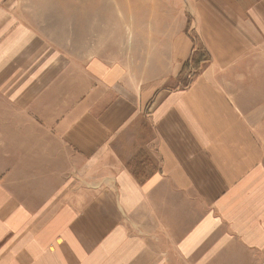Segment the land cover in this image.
<instances>
[{
    "label": "crops",
    "instance_id": "obj_1",
    "mask_svg": "<svg viewBox=\"0 0 264 264\" xmlns=\"http://www.w3.org/2000/svg\"><path fill=\"white\" fill-rule=\"evenodd\" d=\"M127 4L0 0V264H264V0H188L191 83L185 29L150 81L63 49Z\"/></svg>",
    "mask_w": 264,
    "mask_h": 264
},
{
    "label": "rangeland",
    "instance_id": "obj_2",
    "mask_svg": "<svg viewBox=\"0 0 264 264\" xmlns=\"http://www.w3.org/2000/svg\"><path fill=\"white\" fill-rule=\"evenodd\" d=\"M135 1L139 2L134 4ZM142 1L146 2L142 4ZM153 1L165 3V0H127V5L119 7L122 9L123 13L121 14H124L126 21L110 23L109 27L103 31H91L85 22L63 23V25L66 24L68 33L75 34V36L61 39L63 49L72 50L80 57L98 56L111 63L124 64L128 69L139 71L142 81H150L151 78L163 73L164 71L160 68H165L166 56L170 60L167 47L171 39L161 37V35H165L163 33L165 30L185 29L193 43L199 48L200 54L204 53L201 50L202 45L199 39L191 32L193 23L190 15L193 7L188 4V0H185L186 4H181L182 0H172L175 5L168 7L172 13L170 15H165V5L155 4L152 6L150 2L153 3ZM115 8L118 10V7ZM151 10H155L158 14L157 17L162 21L149 22L147 19L145 20L150 17ZM165 17L170 19L169 22L164 20ZM151 18L153 19V16ZM184 19H187V22H183ZM73 25L76 26L77 31L74 30ZM93 33L109 34V36H91ZM193 61L194 63L191 64ZM192 62L188 61L183 64V70L177 77L179 81L191 83L203 71L205 65L197 68L194 57ZM263 133L264 131L259 135L264 138Z\"/></svg>",
    "mask_w": 264,
    "mask_h": 264
},
{
    "label": "trees",
    "instance_id": "obj_3",
    "mask_svg": "<svg viewBox=\"0 0 264 264\" xmlns=\"http://www.w3.org/2000/svg\"><path fill=\"white\" fill-rule=\"evenodd\" d=\"M204 52V51H203ZM205 53V52H204ZM204 53H202V54H200V52H198L196 55H195V65H196V67L197 68H200V66L203 64V63H205V62H207L208 61V59H207V56H206V54H204ZM201 55V56H200ZM196 56H197V58H196ZM193 63H194V61H193Z\"/></svg>",
    "mask_w": 264,
    "mask_h": 264
}]
</instances>
